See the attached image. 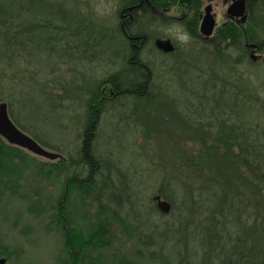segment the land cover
Segmentation results:
<instances>
[{
	"label": "trees",
	"instance_id": "1",
	"mask_svg": "<svg viewBox=\"0 0 264 264\" xmlns=\"http://www.w3.org/2000/svg\"><path fill=\"white\" fill-rule=\"evenodd\" d=\"M249 10L244 34L228 31L235 41L221 39L214 53L188 63L173 52L157 70L115 25L97 21L102 31L84 36L83 23L42 21L27 15L24 0H0V104L19 130L57 156L39 159L0 138V224L6 198L23 203L60 239V264H264V62L239 47L249 26L250 46H264V0ZM49 28L52 35L38 36ZM44 42L61 53L38 84L47 104L24 95L37 83L30 59ZM99 53L103 63L120 66L100 79L84 77L85 62ZM112 111L133 118L143 144L154 141L150 168L160 181L153 194L170 203L167 215L144 189L131 194L132 182L118 186L119 167L101 149L100 123ZM36 122L54 123L51 131L69 142H52ZM75 197L96 222L73 217ZM117 236L132 248L112 249ZM16 254L0 239V258L17 264Z\"/></svg>",
	"mask_w": 264,
	"mask_h": 264
},
{
	"label": "rangeland",
	"instance_id": "2",
	"mask_svg": "<svg viewBox=\"0 0 264 264\" xmlns=\"http://www.w3.org/2000/svg\"><path fill=\"white\" fill-rule=\"evenodd\" d=\"M57 1H62L64 5L59 3L60 7L55 8L54 5ZM102 3L113 6L110 0H75V2L73 0H37L34 2L24 0V7L28 16H36L42 21L49 19L53 22V24L60 25L63 21H66L67 23H83L87 25V29L84 34L85 36L86 34H98L102 31L103 27H96L93 25H99L97 21H102L109 26L115 25L114 6L111 14H98L97 6ZM14 9L17 10L18 8L11 7L10 11ZM69 9L76 10L77 14L71 12ZM223 16L225 17V13H223ZM225 30L226 28H224V31ZM228 31L232 30L229 28ZM53 32L54 31L49 28L47 30L40 31L38 36L45 39L49 37V35H52ZM170 40L175 43L176 49L174 50V53L177 54V59L184 54L183 52H186L191 54L188 59V61H190L191 59L196 58V56L202 55L203 52L207 50V47L194 44L193 42L183 45L175 39L170 38ZM247 44H250L249 40ZM40 47V51L35 54L34 58L30 59V61L33 62L32 66L36 72L34 76L37 83L32 84L29 82L24 91V95L30 94L34 98L39 96L47 104L49 101L45 99L43 94H41L38 84L41 83L47 76L52 66L55 65L56 59L60 58L61 53L54 49L50 43H41ZM249 47L252 51L251 57L255 58L253 61L261 64V58L263 57H261L262 54L255 51V48L250 45ZM54 50H56V52H54ZM88 55L92 56L91 54ZM96 57V62L93 64H87V62H85L82 68L85 70L82 71V75L84 77L100 79L120 66V63L117 60L112 61L111 64L103 63L101 61V58H103L101 53H99ZM75 58H77V55ZM142 58L145 61H150L151 64H154V68H157V70H164V66L173 59L170 56L160 55L151 47L146 49V51L142 54ZM200 60L202 61V59ZM198 63L201 62L198 61ZM180 79L182 78L180 77ZM28 111H32L31 106H29ZM132 119L133 118L128 116H120L116 111H112L104 115L100 123L101 143L103 145V147L101 145V149L108 148L109 153L112 155L109 165H111V167L114 165L119 167V172H114V176L119 187L124 188V183H128L130 185L132 182L135 187L133 188L132 186H129V192L131 194H135L141 189H144L145 192L149 194L148 196H154L153 192L160 181L157 172L150 168V166L152 167L153 165L151 163V159L154 162L157 160L155 143L154 141H151L148 144H145L146 142L143 144V139L141 137H137V132L134 129ZM36 124L42 127L47 126L42 130L46 133L44 136L47 137L48 135L52 142H57L59 144H66L69 142V137H67L64 133L59 132L58 134H55L51 131L50 127L51 125H54V123L46 124L36 122ZM140 146H143V152H141L142 150L140 149ZM32 155L45 160L42 157L34 154ZM74 202L76 210L73 212V217L76 220L84 223L85 225L96 222L93 221V211L91 209H87L91 215L86 218V208L78 203L79 197H75ZM2 207L7 220L4 224L2 223L3 225L0 224V239L4 244L9 245L12 250L16 251V256L19 259L17 264H60V259L62 258L60 239L58 236L48 233L45 229H43L42 219H32L27 215V213H25L26 206L23 203L11 202L9 198H6ZM123 209H126V206H124ZM153 220L162 224L165 221L164 218L158 217L153 218ZM13 225H15L16 228H11ZM27 226H30L29 230L27 229ZM161 226L162 225H158L157 230L160 229ZM151 229L152 228H150V230ZM114 248L120 249V252H125L129 251L132 247L129 243L124 242L123 239H118L117 236L115 237V241L112 243V249ZM167 251H169V249H167ZM9 264L14 263L12 262Z\"/></svg>",
	"mask_w": 264,
	"mask_h": 264
},
{
	"label": "flooded vegetation",
	"instance_id": "3",
	"mask_svg": "<svg viewBox=\"0 0 264 264\" xmlns=\"http://www.w3.org/2000/svg\"><path fill=\"white\" fill-rule=\"evenodd\" d=\"M115 9V26L128 39L132 48H153L163 56H170L176 49L175 43L167 37L162 30L172 24L181 25L192 37L190 43L207 47L208 52L220 48L221 39L228 43L235 41V33L228 29L238 28L244 34V26L248 23L250 14L249 5L253 0H244L246 19L227 14L228 8L236 0H110ZM214 21L212 34L206 37L201 33V23L206 15V10ZM225 13V17L223 16ZM224 28L226 30L224 31ZM234 28V29H233ZM143 29V30H142ZM227 31V32H226ZM147 33V34H146ZM136 34L137 36H133ZM142 35V36H139ZM251 36V27L245 32V40L241 37L240 51L251 59V48L248 39ZM228 38V39H227ZM246 41V42H243ZM162 42H170L173 51L164 53L157 48ZM264 62V46L255 49ZM183 57L188 63L191 54L183 52ZM199 53V52H198Z\"/></svg>",
	"mask_w": 264,
	"mask_h": 264
},
{
	"label": "water",
	"instance_id": "4",
	"mask_svg": "<svg viewBox=\"0 0 264 264\" xmlns=\"http://www.w3.org/2000/svg\"><path fill=\"white\" fill-rule=\"evenodd\" d=\"M244 13V0L234 1L227 10L228 15L241 17L242 21L246 19ZM213 28L214 21L209 15V10L207 9L206 15L201 23V33L206 37H209L212 34ZM251 47L255 48L256 46L251 45ZM157 48L162 50L164 53H171L173 51L170 42H162L157 45ZM251 59L255 60L254 57H251ZM0 138L10 145L17 146L44 159L53 160L57 157L52 152L41 147L34 139L23 133L14 125L8 116L7 106L4 103L0 104ZM151 200L155 203V206L160 213L167 215L170 212V203L162 199L159 195L152 196ZM0 264H6V259L0 258Z\"/></svg>",
	"mask_w": 264,
	"mask_h": 264
},
{
	"label": "clouds",
	"instance_id": "5",
	"mask_svg": "<svg viewBox=\"0 0 264 264\" xmlns=\"http://www.w3.org/2000/svg\"><path fill=\"white\" fill-rule=\"evenodd\" d=\"M113 6L110 4H104L97 6L98 14L105 15L111 14ZM165 35L169 38L177 40L179 43L186 45L191 42V35L179 24H172L167 27H163Z\"/></svg>",
	"mask_w": 264,
	"mask_h": 264
}]
</instances>
